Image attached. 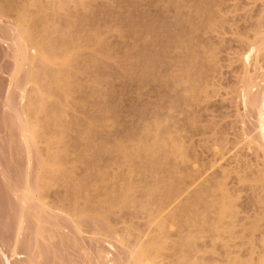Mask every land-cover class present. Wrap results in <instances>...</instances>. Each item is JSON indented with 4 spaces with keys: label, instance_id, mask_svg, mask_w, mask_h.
Masks as SVG:
<instances>
[{
    "label": "bare ground",
    "instance_id": "obj_1",
    "mask_svg": "<svg viewBox=\"0 0 264 264\" xmlns=\"http://www.w3.org/2000/svg\"><path fill=\"white\" fill-rule=\"evenodd\" d=\"M111 1L114 5L120 2ZM157 1L160 2L148 0L147 4L153 6ZM257 1L260 9L255 21H264V0ZM180 3L181 0L159 3L165 12L171 9L169 22L157 15L164 10L150 15L139 12L131 18H117L105 10L101 12L104 16L100 21L102 26L92 18L100 10H94L92 15L91 10L81 7L80 0H14L10 4H0V18L9 20L15 40L12 75L7 82L15 89L19 103L14 116L18 124H14L16 137L25 160L29 149L36 158L29 197L43 206L48 188L59 189L53 193V209L67 219L74 231L82 233L77 226L81 217L92 220L90 222L96 226L92 234L111 240L123 249L122 259L106 260L107 264H260L261 256L253 251L251 232L264 214L259 219L254 216L244 219L246 216H243L239 221L235 194L226 187L230 171L237 175L234 177L237 182L243 178L245 166L235 157L238 154L232 158L237 161L232 160L231 164L228 161L222 166L234 163L232 168L219 167L220 164L214 163L219 160L216 157L217 160L208 161L206 167L216 164L217 174H202L203 167L192 165L194 157L188 155L177 127L166 123L167 116L158 113L151 115L147 123L142 118L137 129L124 131L122 136L110 134L111 141L101 135L107 134L103 133V128L111 124L112 109L105 100L108 93L103 85L108 76L103 72L106 76L101 77L102 72L96 68H99L98 63L102 67V58H109V48L102 36L110 30L121 32L117 26L109 25L107 20L112 18L126 31L124 37L128 43L131 41L130 50L126 51L127 45L122 59L114 64V75L116 70L126 76L132 74L139 82L146 77L152 81L163 73V82H168L171 88H179L180 96L174 98L183 106L200 102L212 94L210 50L207 44L196 42L191 34L199 28L213 32V25L218 24L219 19V0L213 2L212 10L198 0L191 3L184 14L176 11ZM67 5L72 11H65ZM85 26L88 29L84 30ZM263 43L264 24L256 22L251 39L245 43L246 53L239 59L241 74L230 92L236 105L253 109L254 137L240 133L237 139H232L231 145L243 141L245 150L257 151L263 171L256 169L252 174L256 180L251 181L264 193V69H260L256 59ZM249 58L251 69L256 72L251 78L245 77ZM23 65L22 83L12 86V76ZM85 70L92 71H87L90 77H83L86 78L83 82L78 73ZM101 78L105 79L104 83ZM98 81L101 82L98 84ZM98 88L106 93L97 92ZM81 89L84 90L80 92ZM254 90L255 96L252 95ZM90 97L95 100L89 101ZM71 104L77 109L86 106L87 110L74 111ZM221 137L220 141L216 139L218 143L213 140L212 144L216 149L213 147L211 154L218 153V157L222 156L218 150L226 144ZM240 246L244 255L238 252ZM0 257L1 264L13 263L7 262L1 250Z\"/></svg>",
    "mask_w": 264,
    "mask_h": 264
},
{
    "label": "rangeland",
    "instance_id": "obj_2",
    "mask_svg": "<svg viewBox=\"0 0 264 264\" xmlns=\"http://www.w3.org/2000/svg\"><path fill=\"white\" fill-rule=\"evenodd\" d=\"M13 1L14 0H0V4H10ZM113 1L115 2V0ZM161 1L163 0H160V2L157 1V4L154 3L153 6H151L147 4L148 0H120V2H118L119 4H116V6L111 0H80L83 4L81 5L83 9L92 11V13L90 11V14L93 15L94 10H100L99 14L96 12L98 16H92V18L95 17L96 20H94L99 22L98 24L100 25V21L102 17H104L101 16V12L104 13L108 11L111 12L113 16L116 15V17L118 16L119 18L122 16L131 18L139 12H145L149 15L152 12L156 14L157 10L159 12L164 10L161 8V5L159 6ZM196 1L198 0H181V7L176 10L177 13L184 14L187 7L190 9L192 6L191 3ZM200 1L206 3L207 7L212 10V4L216 0ZM219 5L221 7L218 6V24L216 22V24L213 25V32L199 28L195 33L191 34L196 38V42L198 40L205 45L207 44L206 48L210 50L208 57L211 58L213 63V73L210 79L213 88L211 87L212 89H210L213 92L209 94L206 99L197 103H191L189 106L176 103L175 98H177L178 95L180 96L179 88H171L169 84H167L168 82H163L164 80L161 78L163 73H161V75L159 74L160 77L157 76L158 74L156 75L160 79L157 78L151 81V79L146 77L143 80L139 79V82H137L138 78H135L132 74L126 76V73L119 74L116 70L117 73L114 75V64L122 59L124 56L123 52L127 45L129 46L126 51L130 50L131 41L128 43V39L124 37L126 36V31L121 27L120 23L117 25V20L113 21V18L111 19L113 16L110 13L109 17L112 22H110L111 20H107L109 21V25L117 26V29H121V32H118V34L110 30L103 36L101 35L104 44L108 45L107 48H109V50L107 51H109L108 53L110 55L108 54V59L107 57L106 59L102 58L103 62L101 61L102 59L100 60L102 62V67L98 66L100 65L98 63L97 67L99 68L96 69L102 72L101 74H103V76L101 75V77L105 78L106 75L108 76L105 78L106 84L104 83L105 79L102 80L101 78L100 80L104 83L103 85L108 93L105 94L106 92L103 90V92H105L104 94L108 95L106 96L107 98L105 97V100L110 106L107 105V107L112 109V116L110 126L106 129L103 128V133L107 134H102V131L100 133L102 137L107 136V141H111L110 134H112V136L113 134H121L118 136H122L124 131L130 129V132L133 128L137 129L140 120V123H142V118L146 119L145 122L147 123V120H150L151 115L154 113L166 115L168 118L166 123H173L172 125L177 127L176 129L179 130V135L183 137L182 139L184 141H182L184 144L186 143L188 155L194 157L195 163L192 165L194 167H203L204 173L202 174L208 175L211 173L214 174L215 172L217 174L218 168L216 167H218L219 164V167L227 165L228 161L231 164L232 160H236L232 158L238 154L235 157H238L239 160L244 163L243 166H245L243 168L238 166V160L237 166L243 169L241 176L243 178L237 182V179L235 180L234 178L237 175L234 176L230 171V174H228L225 180L226 187L235 194L234 203L236 210L239 211L237 214V219L239 221H241L240 218L243 216H246L244 219L251 218V216L259 219L260 215L264 214V193L251 181L256 180V176L252 175L256 172L255 170L258 168L262 170V168H260V159L259 157L257 158L258 153L257 151H251V149L245 150L244 147H242L243 141L233 147L231 145L232 139H237L240 133L254 137L255 133L252 130L253 109L249 107L241 108L240 105H236L230 90L234 85L235 79L241 74L239 59L246 53L245 43L251 39V33L256 22L263 25L264 21L262 19L255 21L257 19L255 18V14H258L260 9V2L257 0H219ZM68 6L69 5L65 7V11H72L71 8L69 10ZM158 6L162 10H159ZM167 8L166 10H168ZM157 15H160V18H162L164 22L171 21L170 8L169 11L165 12L164 10V12L158 13ZM107 21H105L106 24H108ZM87 27L83 29L86 30L88 29ZM105 28L103 27V29L107 31V28ZM100 33L102 34V32ZM13 36L9 20L0 18V250L3 255L8 258H6L7 262H13L11 264H107L106 260L117 261L118 259H122L124 251L119 245L104 237L92 234L93 230L96 229L94 222H90L92 220L86 218L88 222L82 217L80 220L78 218L77 220L80 222L76 221L77 226H79L82 233H77V231L71 228V225L61 213L54 211L52 197L53 193L57 192L59 189L53 187L48 188L44 193L43 202L45 205L43 206H40L41 204L38 205V202H36L34 198L29 197V191L33 188L34 184L33 177L36 158L32 150L29 149L28 159L25 160L24 153L16 137V127L18 124L14 116L18 111L19 103L17 102L18 99L16 98L15 89L8 85L7 82L8 78L12 75L13 51L15 49V40ZM256 59L260 69H264V43ZM250 61L251 59L249 58L248 64L246 65L247 73L245 77L251 78L256 72L251 69L252 65ZM81 67L83 68V66ZM79 69H77V71H79ZM24 70L25 66L23 65L14 73L10 83L11 85L22 83L24 79ZM85 71H83L82 74L80 72L81 76L78 73L79 78L82 79L86 76L90 77L87 75V71L89 70ZM103 72L106 74L105 76ZM86 78H83V82ZM100 82L98 81L97 83L99 84ZM101 87H103L102 84ZM82 90L84 89H81L80 92H82ZM96 90L98 92L99 88ZM80 92L78 91V93ZM100 92L103 93L102 91ZM100 92L98 94H100ZM73 94L71 93V95ZM83 94L86 95L87 93ZM252 95L255 96V90L252 92ZM75 96L77 95H74V97ZM94 100L95 99L91 97L89 99V101ZM236 101L239 103L240 99L238 98ZM89 103L91 104V102ZM90 104H88V106ZM72 106L71 104V108L74 107ZM85 108L83 110L86 112L87 108L86 110ZM166 108L169 109L165 110ZM76 109L75 107L73 108L74 111ZM82 111L78 112L79 115ZM76 112H74V114H76ZM72 114L71 116L74 115ZM145 122L143 120V124ZM140 125L142 126V124ZM169 126L171 127V125ZM97 131L99 130L96 129V133H98ZM129 132H125V134ZM98 135L96 134V136ZM220 137L224 138L226 144L221 146L222 149L220 146L218 147V149H220L217 150L221 151L219 154L222 155L218 157V153L215 152L216 154H213L214 152L212 150H214L213 147L215 146L212 144L215 143L213 140L217 139L220 141ZM95 138L97 139L98 137ZM217 140L216 142L218 143ZM223 150L227 152L224 153ZM211 152L213 153L211 154ZM216 157L219 158V160H217ZM189 158L190 157H188V159ZM214 158L217 162H220L217 163ZM220 158L222 159L220 160ZM210 160H212V163L215 161L214 163L218 166L213 164V167L210 166L208 169L206 165H208V161L210 162ZM189 164H187V166H190ZM214 165L216 167H214ZM233 165L228 166L232 168ZM205 167L207 169H205ZM227 167H225L226 170ZM222 168L225 169L224 167ZM241 168L237 169L241 171ZM76 171L75 169L74 172L76 173ZM78 172L81 171L78 169ZM239 175H241V173L238 174V176ZM81 219H83V221ZM137 221H139V219H137ZM137 221H135V223H137ZM246 221L248 222V220ZM242 223L245 224V220H242ZM140 224L141 222L139 221L137 225ZM251 235L254 239V241L252 240L254 242L253 247L255 248L253 251L255 254L258 253L261 256L260 264H264V217L257 221V226L254 232H251ZM259 236L261 237L260 239H258ZM243 240L241 239V241ZM236 242L239 243L238 240H236ZM233 243H235V241H233ZM240 248L238 252L242 253L244 249H242L241 246ZM9 253L10 255H8ZM244 254L242 253V255Z\"/></svg>",
    "mask_w": 264,
    "mask_h": 264
}]
</instances>
